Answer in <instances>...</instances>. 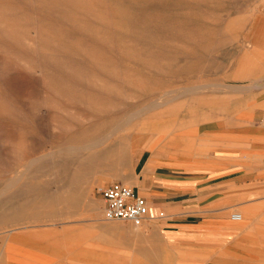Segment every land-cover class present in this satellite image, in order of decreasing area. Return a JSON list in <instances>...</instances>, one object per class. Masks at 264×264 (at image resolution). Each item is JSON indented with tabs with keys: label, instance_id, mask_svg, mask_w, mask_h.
<instances>
[{
	"label": "rangeland",
	"instance_id": "374dc122",
	"mask_svg": "<svg viewBox=\"0 0 264 264\" xmlns=\"http://www.w3.org/2000/svg\"><path fill=\"white\" fill-rule=\"evenodd\" d=\"M258 112L264 0H0V264H264V161L225 151ZM182 156L215 160L243 214L188 257L100 194Z\"/></svg>",
	"mask_w": 264,
	"mask_h": 264
},
{
	"label": "crops",
	"instance_id": "0c3cea01",
	"mask_svg": "<svg viewBox=\"0 0 264 264\" xmlns=\"http://www.w3.org/2000/svg\"><path fill=\"white\" fill-rule=\"evenodd\" d=\"M253 115L252 122L247 120L241 124L242 133L235 135L238 139L234 140L232 134L226 136L229 138L225 143L230 148L225 151L246 153L242 162L264 161V125L258 122L262 113ZM250 152L258 155L250 158L247 155ZM153 155L155 157L156 152ZM183 158L180 157V170L146 158L130 187L145 199L148 212L151 210L146 219H153L151 223L157 225L164 241L179 249L180 256L188 257L216 247L222 235L231 229L233 182L225 174L217 175L215 160L210 162L209 159V165L191 167L183 165ZM239 214L243 218V214ZM145 262L160 263L147 259Z\"/></svg>",
	"mask_w": 264,
	"mask_h": 264
},
{
	"label": "built area",
	"instance_id": "2783aa9c",
	"mask_svg": "<svg viewBox=\"0 0 264 264\" xmlns=\"http://www.w3.org/2000/svg\"><path fill=\"white\" fill-rule=\"evenodd\" d=\"M104 202L103 218L107 221L125 220L134 224L142 223L148 215L145 199L135 193L131 187L121 183H112L100 190ZM233 221H240L238 213H232Z\"/></svg>",
	"mask_w": 264,
	"mask_h": 264
},
{
	"label": "bare ground",
	"instance_id": "6f19581e",
	"mask_svg": "<svg viewBox=\"0 0 264 264\" xmlns=\"http://www.w3.org/2000/svg\"><path fill=\"white\" fill-rule=\"evenodd\" d=\"M153 109H154V107H153ZM144 110H146V108ZM108 141H109V139L107 137H104V138H100L99 140H91V141L87 142L86 144H82V145H78V146L77 145H73V146L71 145L70 147H66V148H63L61 150L66 151L68 153H71L73 151H77L79 149L91 151L94 147H98V146H102V145L107 144ZM58 153H60V152H58ZM115 176H116V178L120 179L124 183H128L129 185L132 186L133 182H129V181L126 182L123 178L121 171H118V169H117V172L115 173ZM239 215L241 216V214H239ZM240 220H242V216H241ZM235 222H237V221H235Z\"/></svg>",
	"mask_w": 264,
	"mask_h": 264
}]
</instances>
